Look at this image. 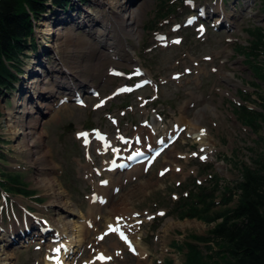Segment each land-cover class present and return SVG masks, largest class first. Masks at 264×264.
<instances>
[{
	"label": "rangeland",
	"instance_id": "obj_1",
	"mask_svg": "<svg viewBox=\"0 0 264 264\" xmlns=\"http://www.w3.org/2000/svg\"><path fill=\"white\" fill-rule=\"evenodd\" d=\"M144 1L148 6L140 23L136 24L142 29L141 37L137 41L126 40L141 60V68L149 71L151 78L137 74L125 57H104L102 64L94 68L93 62L98 54L107 52V46L89 50L82 42L66 39L62 49H58L50 35L40 34L43 32L41 22L66 12L73 16L82 9L72 7L61 14V8L49 4L44 13L49 17L33 21L32 35L26 40L28 49L24 50L25 57L20 59L23 69L17 68L12 89H5L0 98V153L3 156L0 158V183L9 174L18 175L28 192L20 194L13 189L9 193L7 188L11 184L8 183L4 186L6 192L0 190V232L23 227L24 220L21 223H15V220L25 218L28 213L42 220L43 224L38 226L51 227L52 219L57 218L55 206L50 204L51 190L38 183V178L43 174L55 177L65 196L83 213V216H72L73 235L83 237L84 241L78 247H70V250L77 248L72 256H67L73 261L71 264H167L168 260L183 264V253L174 243L183 245L192 236H205L214 223L208 224L198 218H179L181 197L189 190L196 191L194 184L209 190L211 176L220 179V187L232 186L240 179L244 165L252 166L253 159L264 155L263 129H251L236 114L240 105L262 110L264 86L254 77L238 47L250 41L249 28L261 26L264 29V0H134L133 5L139 6ZM72 3L81 4L93 15L102 9L92 0H74ZM216 3L228 14L232 27L216 26L219 19L216 15L198 16L206 5L212 7ZM54 10L59 13L52 14ZM79 16L82 15L78 13ZM190 16L192 19L188 22ZM176 25L178 28L175 29ZM70 28L74 36L92 41L83 28L74 25ZM160 34L166 37L165 40L159 39ZM175 38L179 43L173 41ZM47 41L68 72L85 85H92L97 93L81 94L84 92L77 90L82 104L60 98L52 102L53 110L40 117L43 123L38 125L44 130L42 149L49 150L40 159V147L38 151L31 148V152L15 149L14 138L4 129L7 112L14 111L13 98L19 93L18 86L27 81L20 75L33 65L30 64L35 62L33 55L41 43ZM227 49H230L229 53ZM72 53L81 59L78 67L71 64ZM41 62H37L38 65ZM52 62L53 59H49L45 66L51 67ZM36 64L34 67L45 76L44 80H52L44 66ZM221 64L225 71L234 74L232 81L219 75ZM111 65L123 70L111 72ZM124 84L130 85L127 96L116 92ZM61 89L58 87L60 95L65 96L66 92L62 93L64 90ZM204 100L214 103L218 115L209 111L202 114L204 118L195 126V131L202 134L199 140L187 126L176 125V118L180 113L193 118L196 110L205 105ZM65 104L68 106L63 107ZM125 105L128 106L122 108ZM81 130L89 134V145L84 143ZM95 131L104 133L106 142H114L124 149L147 147L145 151L152 157L150 162L136 171L132 168L109 171L104 167L103 159H108L111 153L102 154L97 150V142L92 136ZM173 133H177L174 140L170 139ZM123 138L127 141L120 142ZM111 172L115 184L100 185L99 181ZM97 184L105 186L106 191L104 200L98 205L99 210L92 216L88 214L90 195L99 187ZM219 191L216 194L220 195ZM112 207L116 209L111 211ZM115 218L125 219L126 226L133 229V239L140 243L136 249L129 246V241L125 243L119 239L117 232L107 229L111 225L108 221ZM2 239L1 235L0 264H4L6 252L12 256L11 264H45V258L51 252L48 246L52 241L48 239L36 237L38 241L24 247H6ZM101 255L111 259L99 261Z\"/></svg>",
	"mask_w": 264,
	"mask_h": 264
},
{
	"label": "bare ground",
	"instance_id": "obj_2",
	"mask_svg": "<svg viewBox=\"0 0 264 264\" xmlns=\"http://www.w3.org/2000/svg\"><path fill=\"white\" fill-rule=\"evenodd\" d=\"M73 1L74 0H70V6L67 5L64 8L62 7L60 13L62 14V11L64 10L69 11L72 7L73 9L81 8V12L76 11L73 16L69 15L66 12V14L61 15L58 18L51 17V19L47 15L49 19L47 20L44 18L43 22H41L43 32H40V34H46V36L50 35L52 37V41L56 44V47H58V49H62V46H64V41L66 39H72L76 42H82L83 44H85V48L89 50H91L93 47L96 48L98 46H107V52L105 53L106 55L100 52L102 54H98V58L93 62L92 65L94 68L99 67L102 64V59L104 57L117 59L125 57L127 60H130L131 67L134 66L136 70H140V72L142 71L146 79L151 78L150 72L141 68V60H139V58L137 57L134 49L132 48V45H130L126 40L127 38H131L137 41L141 37L142 29L136 26V24L140 23V20L148 6L147 1L140 2L139 6H135L133 5L134 0H92L93 3H96V5L102 7V9L96 12L94 15L86 11V9L81 6V4H78L77 6L76 4L72 3ZM249 1L250 0H248V2ZM53 7L60 8V6ZM202 11L203 15H206L205 17L216 15V17L219 18L216 25L219 23V27L224 28L228 25L232 27V24H230L231 22H229L228 20V14L222 10V8L219 6V3H216L215 6L212 7L206 5V8L204 7ZM57 12L58 11L54 10V13L52 14L57 15ZM44 13H42L41 17L46 16L44 15ZM78 13H80L82 16L77 17ZM47 16L46 18H48ZM53 23H56L55 26H51V24ZM71 25L77 26L78 28H83L86 35L90 36L92 41L84 37H78V35L74 36L70 28ZM44 42L41 43V46L33 55L35 62L33 63L31 61L32 63H30L33 65L30 68H26L25 74L20 75L23 80L27 81L26 83L24 82L23 85L21 84L18 86L19 93H16L13 98L14 111L7 112L4 130L8 135L14 138L15 149L21 151L27 150L31 152L30 149L33 147L36 149L35 151H38L37 148L40 147L42 149V146H44V143H42L41 139L44 130L40 129L38 125L43 123V120L40 117H42L44 114H49L50 111L53 110L52 102H54L56 98H60L61 100H73L74 96L77 95V90L81 89V87L89 88L90 86L89 84L85 85L83 81L79 80L74 74H70L65 68L64 64H62L63 60L61 62L59 57H55L54 49L50 47V43H48V41L47 43ZM229 51L230 49H227L228 53ZM44 56L46 57V59H44ZM47 58L53 59L52 66L49 68L45 66L46 62L49 60ZM70 58L71 64L75 67H78L77 65H79L81 59L75 58L73 53ZM39 61H42L41 65H38L37 62ZM34 64H36V66H44L43 68H45L46 74L51 77L52 80L47 79L45 81V76H43L41 72L38 71V67H34ZM21 65L22 63L19 67L20 70L23 69L21 68ZM122 70L123 68H117L116 65H111V72H120ZM218 70L219 75H221L227 81L230 82L234 78V74L232 72L224 70L223 64L219 65ZM124 76L125 74H123V77ZM54 86L62 88L64 90V92L62 93L66 92V95L61 96V92H59L58 87L56 88ZM75 87L78 88L76 89ZM91 87L93 86L91 85ZM122 87L123 85L119 88ZM33 89L35 90L34 92L32 91ZM27 91L29 93H27ZM40 98H43L44 100H37ZM204 104V106L196 110L195 116H193V118L187 117V115H184V113H180L176 118V125L180 123L182 125L188 126V129L192 132L193 137L199 140L201 139L202 134L198 131H195V126L199 125L200 119L204 118L202 114L209 111L215 116L218 115V108L213 105L214 103L212 104L210 100H204ZM67 106L68 105L65 104L63 107ZM37 128H39V130H37ZM80 133H84V131L81 130ZM94 134L95 132L92 133V136H94ZM83 139L84 143H86L85 140H87V145H89L90 136L88 133L86 137L83 136ZM96 142L97 150H99L100 153H111V157H109L108 159H103L104 167H106L108 170H110V166L114 165L118 160H122L123 162L128 163V161L130 160V155L133 154L124 152V148L117 146L114 142H106L105 139H103L102 142ZM124 146L127 145L125 144ZM138 149L141 150L142 147ZM144 149H147V147H144ZM47 153H49V150L43 148L42 150H39L38 157L42 159L44 156H46ZM116 157L119 158L115 161ZM151 158L152 157L148 158L143 163L133 165L132 171L139 170L141 166L143 167L146 164L148 165ZM86 172L89 173L90 170L87 169ZM127 173L130 172L128 171ZM48 176L49 175L47 174L41 175V177L38 178V183H42L45 187H49V189L51 190L50 193L52 195L50 204L55 206V210L57 213V218L52 219V226H48L49 229L44 228L45 232L42 233L40 232V230L44 226H38L40 225V223L43 224L42 220L36 218L34 215L31 216L29 214H26L25 218L15 220V223H21L22 220L25 221V226L23 228L20 226V228L22 229H4L0 232V237L1 235L3 236L2 241L6 242V247H12L21 241H25L26 238L31 239L35 236L39 239H48L49 241L50 238L57 237L58 239L55 242H49L51 244L48 247L51 253L47 254L45 258V264H71L73 261L71 259H67L69 256H72L70 255L72 254L70 247H78V245H81V243L84 241L83 237H80L79 235H73L75 224L73 223L74 220L72 216H83V213L80 208L69 199V197L65 196V193H63V190L60 189L59 182L56 180V178ZM112 176V172L110 173V175L104 176L103 180L99 181V184H115ZM100 185H98L99 187H96L94 194L90 195V206L88 209V214L92 216H95L96 212L99 210L98 205L104 200L106 187ZM115 209V207H112L110 210L112 211ZM126 223L127 221L125 219L120 218H115V220L108 221V224H111L110 226L119 229V231H116L118 232V234L123 233L125 235V237L127 238L126 240L124 239L125 243L129 241V246L136 249L137 245H140V243L139 241L133 239V229L129 226H126ZM76 236H78L77 239ZM55 249H59L57 254L54 252ZM54 255H58L57 261L51 260V257H53ZM11 260V254H7L6 252L3 257L4 264H11ZM99 261L101 260L99 259Z\"/></svg>",
	"mask_w": 264,
	"mask_h": 264
},
{
	"label": "trees",
	"instance_id": "obj_3",
	"mask_svg": "<svg viewBox=\"0 0 264 264\" xmlns=\"http://www.w3.org/2000/svg\"><path fill=\"white\" fill-rule=\"evenodd\" d=\"M69 2L1 0L0 98L5 89H12L16 78L14 72L17 68L20 71V59L25 57L24 50L28 49L26 40L32 35L33 21L41 17L48 4L64 8ZM248 34L250 41L238 49L245 56L254 77L264 86V29L254 26L248 29ZM261 100V111L240 105L236 114L251 129L262 128L264 131V96ZM7 177L0 183V189L7 191L4 186L8 183L11 184L7 188L9 193L15 190L28 194L26 184L18 175L9 174ZM211 177L209 190L194 184L197 190H189L181 197L179 218H198L208 224L214 223L205 236H192L183 245L174 243L183 253V264H264V155L253 159L252 166L244 165L240 179L232 186L220 187V179ZM217 191L220 195L216 194ZM167 264L175 263L168 260Z\"/></svg>",
	"mask_w": 264,
	"mask_h": 264
},
{
	"label": "snow or ice",
	"instance_id": "obj_4",
	"mask_svg": "<svg viewBox=\"0 0 264 264\" xmlns=\"http://www.w3.org/2000/svg\"><path fill=\"white\" fill-rule=\"evenodd\" d=\"M176 43H179V41H176ZM145 83H147V81H145ZM80 135L81 136H87V133H80ZM85 142L87 143V140H85ZM162 175H163V173H161ZM161 215H163V213H161ZM110 231H119V229H117V228H111L110 227ZM121 237L123 238V239H127L124 235H123V233H121ZM102 238V237H101ZM56 251H59V249H57ZM99 259H101V260H104V259H111L110 257H104L103 255H101L100 257H99Z\"/></svg>",
	"mask_w": 264,
	"mask_h": 264
},
{
	"label": "water",
	"instance_id": "obj_5",
	"mask_svg": "<svg viewBox=\"0 0 264 264\" xmlns=\"http://www.w3.org/2000/svg\"><path fill=\"white\" fill-rule=\"evenodd\" d=\"M0 2H1V0H0Z\"/></svg>",
	"mask_w": 264,
	"mask_h": 264
}]
</instances>
